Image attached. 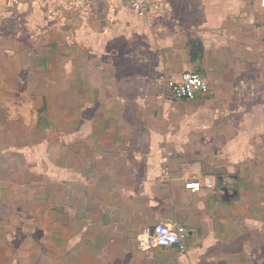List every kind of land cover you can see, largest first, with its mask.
Here are the masks:
<instances>
[{
    "label": "crops",
    "instance_id": "0c3cea01",
    "mask_svg": "<svg viewBox=\"0 0 264 264\" xmlns=\"http://www.w3.org/2000/svg\"><path fill=\"white\" fill-rule=\"evenodd\" d=\"M152 1L143 19L124 0H0V209L46 238L30 264H264L260 0ZM185 71L209 91L159 98ZM160 220L185 253L138 248Z\"/></svg>",
    "mask_w": 264,
    "mask_h": 264
},
{
    "label": "built area",
    "instance_id": "2783aa9c",
    "mask_svg": "<svg viewBox=\"0 0 264 264\" xmlns=\"http://www.w3.org/2000/svg\"><path fill=\"white\" fill-rule=\"evenodd\" d=\"M109 1V0H102ZM128 7L140 18L145 19L147 9L154 6L152 0H124ZM259 6L264 14V0H260ZM158 83L162 90L159 98H165L167 95L175 100H191L197 95L206 94L209 91V85L203 76L194 71H185L178 79H174L165 73L158 76ZM165 156L163 169L167 171L169 164L167 159L172 153L162 149ZM185 188L191 192L200 191L203 188L210 189L213 183L207 178L192 177L185 183ZM185 227L177 221L160 220L152 227L146 228L139 232L137 236L138 248L145 253L155 249H167L175 247L179 253H185L187 250L185 244Z\"/></svg>",
    "mask_w": 264,
    "mask_h": 264
},
{
    "label": "rangeland",
    "instance_id": "374dc122",
    "mask_svg": "<svg viewBox=\"0 0 264 264\" xmlns=\"http://www.w3.org/2000/svg\"><path fill=\"white\" fill-rule=\"evenodd\" d=\"M14 208H15V204H13L12 210H14ZM7 209L8 208L5 204L3 205V209L2 208L0 209V214H1L0 216L1 217L0 219V234H1L0 235V264H30L31 249L28 248V245L29 244L32 245L33 239L35 241H40V243L46 244L47 243V241H45L46 238L44 240V239H40L38 235L34 237L28 236L30 235L31 231L27 233V235L23 234L25 232V230H23L21 227V225L23 224V221L21 222L15 221V218H13L12 221H9V217L8 219L3 218V216H5L6 214L5 210ZM18 241L22 242L24 245H22V247L21 246L17 247L16 245ZM35 253L44 254L43 251L42 252L39 251ZM251 257H253L252 254H249L250 259ZM263 259H264V252H263Z\"/></svg>",
    "mask_w": 264,
    "mask_h": 264
}]
</instances>
